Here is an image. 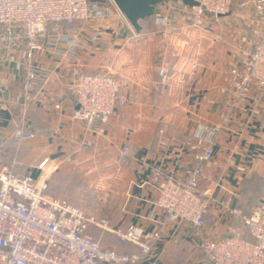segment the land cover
<instances>
[{
  "label": "crops",
  "instance_id": "0c3cea01",
  "mask_svg": "<svg viewBox=\"0 0 264 264\" xmlns=\"http://www.w3.org/2000/svg\"><path fill=\"white\" fill-rule=\"evenodd\" d=\"M238 2L217 19L206 14L200 27L192 25L189 5L183 2L178 5L182 12L169 10V21L158 24L161 2L155 6L152 28L140 32L112 7L111 16L102 21L103 36L86 43L75 57L37 54L51 74L28 100L14 69L0 66V166L46 175L49 194L79 205L90 216L106 218L111 228L134 223L152 229L160 217L155 200L163 174L187 175L199 144L191 131L195 123L205 122L219 130L214 158L203 165L200 188L223 175L238 190L239 205L255 206L264 199V102L254 109L253 91L227 119L222 116L228 95L220 87L229 81L238 44L252 43L255 13ZM95 28L96 22L90 32ZM162 67L165 77L159 72ZM99 69L115 72L127 103L97 132L72 117L76 104L69 84L79 71ZM24 122V131L35 136L20 141L14 133ZM123 147L127 154L121 160ZM249 186L254 190L251 204L243 196ZM205 224L204 234L215 239L228 235L234 221L213 206ZM87 232L105 246L136 251L135 245L120 243L114 233L95 224ZM198 234L184 227L138 264H206L192 245Z\"/></svg>",
  "mask_w": 264,
  "mask_h": 264
},
{
  "label": "built area",
  "instance_id": "2783aa9c",
  "mask_svg": "<svg viewBox=\"0 0 264 264\" xmlns=\"http://www.w3.org/2000/svg\"><path fill=\"white\" fill-rule=\"evenodd\" d=\"M196 1L197 5L186 6V13L193 17L192 25L199 27L206 14L217 19L234 3ZM238 1L240 7L251 9L255 18L252 43L238 44V59L229 68V81L220 87L228 95L224 119L253 91H257L254 109L264 102V0ZM181 3L163 1L156 22H168L169 10L182 12L178 6ZM112 7L117 8L113 0H0V66L14 69L25 99H30L32 91L45 84L51 74L39 64L37 54L46 52L59 60L75 57L86 43L103 36L102 21L111 16ZM119 14L127 21L120 10ZM95 22L97 28L92 33L90 27ZM159 72L165 77V68ZM69 85L76 104L72 117L83 122L86 130L102 131L116 108L127 103L121 81L111 69L79 71ZM24 125L25 122L14 133L20 141L35 136L25 132ZM218 130L216 125L195 123L190 134L199 142L194 165L185 177L174 171L163 174L155 200L160 217L152 229L134 223L111 228L106 218L90 216L79 205L49 194L46 175L19 174L9 165L0 166V264H138L165 237L188 226L199 233L192 245L206 264H264V200L251 212L242 211L237 204L238 190L223 175L208 179L206 187L200 188L203 165L214 158ZM83 143L90 145L91 141ZM126 154L127 147H123L119 158L124 160ZM217 191L222 192V197H217ZM213 206L237 223L228 235L215 239L204 234L205 216ZM89 224L111 231L120 243L135 245L136 251L121 252L103 245L87 232ZM240 225L248 228L251 239L240 235Z\"/></svg>",
  "mask_w": 264,
  "mask_h": 264
},
{
  "label": "water",
  "instance_id": "95a60500",
  "mask_svg": "<svg viewBox=\"0 0 264 264\" xmlns=\"http://www.w3.org/2000/svg\"><path fill=\"white\" fill-rule=\"evenodd\" d=\"M165 0H113L135 32H140V20H145L154 13L155 6ZM189 6L197 5L196 0H181Z\"/></svg>",
  "mask_w": 264,
  "mask_h": 264
},
{
  "label": "trees",
  "instance_id": "16d2710c",
  "mask_svg": "<svg viewBox=\"0 0 264 264\" xmlns=\"http://www.w3.org/2000/svg\"><path fill=\"white\" fill-rule=\"evenodd\" d=\"M153 22H154V13L150 16V17H148L147 19H145V20H140L139 21V23L141 24V26H142V28L141 29H149V28H152V25H153ZM30 173H32V174H34V175H36L35 174V172L33 173V172H30ZM258 183V185L260 184V181L259 182H257ZM261 185V184H260ZM250 187V186H249ZM250 191V192H249ZM248 192L246 191V193H244V195L243 196H245V199H244V201H248V202H250V204H251V202H252V196L251 195H253L254 194V190L252 189V187H250V190H249ZM256 193V192H255ZM250 198V199H249ZM246 203V205H249V203ZM237 204H238V202H237ZM257 204V203H256ZM238 206L241 208V210L242 211H244V212H246V213H249V212H251V210L253 209V207H250V208H247V206H244L243 204H238ZM236 224L237 223H235L234 222V224H233V226H236ZM240 235L241 236H243L244 238H246V239H251V235H250V233H249V230H248V228L246 227V226H241L240 225ZM129 244H131V243H129ZM196 248V247H195ZM197 249V248H196ZM198 250V249H197ZM199 251V250H198ZM200 252V251H199Z\"/></svg>",
  "mask_w": 264,
  "mask_h": 264
},
{
  "label": "rangeland",
  "instance_id": "374dc122",
  "mask_svg": "<svg viewBox=\"0 0 264 264\" xmlns=\"http://www.w3.org/2000/svg\"><path fill=\"white\" fill-rule=\"evenodd\" d=\"M262 200H264V199H262Z\"/></svg>",
  "mask_w": 264,
  "mask_h": 264
}]
</instances>
